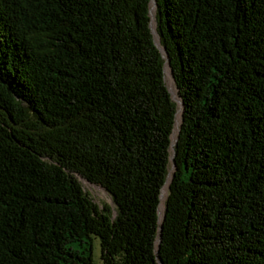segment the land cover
<instances>
[{
    "label": "trees",
    "instance_id": "trees-1",
    "mask_svg": "<svg viewBox=\"0 0 264 264\" xmlns=\"http://www.w3.org/2000/svg\"><path fill=\"white\" fill-rule=\"evenodd\" d=\"M151 4L0 0V264H264V0Z\"/></svg>",
    "mask_w": 264,
    "mask_h": 264
},
{
    "label": "rangeland",
    "instance_id": "rangeland-1",
    "mask_svg": "<svg viewBox=\"0 0 264 264\" xmlns=\"http://www.w3.org/2000/svg\"><path fill=\"white\" fill-rule=\"evenodd\" d=\"M164 81L167 87L171 91V98L175 101V99H178L179 97H176L178 96L177 95L178 91L176 92V95L173 94V90H177V88L174 84V81L172 80L170 68H169V73H166L165 71ZM76 178L80 182L84 192H87L96 204L101 205L103 202H107L110 205H113L107 191L104 188H102L99 185H95V183H91L87 181L86 179L81 177V175L79 174H77ZM92 244H93V250H92L93 263L94 264H104L100 257V253L102 249H101L99 239L97 237H94L92 239Z\"/></svg>",
    "mask_w": 264,
    "mask_h": 264
},
{
    "label": "water",
    "instance_id": "water-1",
    "mask_svg": "<svg viewBox=\"0 0 264 264\" xmlns=\"http://www.w3.org/2000/svg\"><path fill=\"white\" fill-rule=\"evenodd\" d=\"M155 4H156V0H152V6L155 7ZM150 14H151V18L153 19L154 16L153 14L151 13V7H150ZM151 19V20H152ZM151 27H152V31H153V36H154V39H155V43L156 45L158 46V49L160 50V52L162 53V56L163 58L165 59V63L168 65L169 67V63H170V59L168 57V54L166 52V50L161 47L160 45V39H159V36H158V32L157 30L152 26L151 24ZM157 36V38H156ZM165 63L163 65V70H164V73H165ZM170 68V67H169ZM171 76H172V73H171ZM172 80H173V76H172ZM168 88V87H167ZM168 90L170 91V89L168 88ZM171 94V91L169 92ZM176 103L180 106V111H182V107H183V101L181 98H178V99H175ZM178 130H179V127H178ZM176 143V137L175 139L172 141V144H171V156H170V159H171V162H172V165H171V170L174 168V165H175V162H174V154H175V149H174V144ZM162 194V192H161ZM161 194L159 195V198L161 199ZM158 214H159V211H158ZM160 228H159V234H158V237H157V242L160 241ZM157 254V252H155ZM158 264H163L161 260L158 259Z\"/></svg>",
    "mask_w": 264,
    "mask_h": 264
},
{
    "label": "bare ground",
    "instance_id": "bare-ground-1",
    "mask_svg": "<svg viewBox=\"0 0 264 264\" xmlns=\"http://www.w3.org/2000/svg\"><path fill=\"white\" fill-rule=\"evenodd\" d=\"M151 13L154 16V6H152V5H151ZM151 21H152V26L154 27V22H153V20H151ZM165 71H166V73H169V67H168V65L166 63H165ZM176 92H177V90H173V94L174 95H176ZM176 97H178V96H176ZM180 114H181V111H180V106H179L178 110H177L176 128L174 129V133H173V136H172V141L175 139L176 133L178 131V123L180 122ZM169 180H170V175H169V179H167V181H166V185L162 188V194H161V199H160L161 203H160V208H159V215L160 216L162 215V208L164 207L163 201H164L165 194L167 192V184H168Z\"/></svg>",
    "mask_w": 264,
    "mask_h": 264
}]
</instances>
